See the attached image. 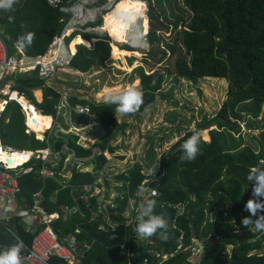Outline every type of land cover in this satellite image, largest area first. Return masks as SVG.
Wrapping results in <instances>:
<instances>
[{
	"label": "trees",
	"instance_id": "16d2710c",
	"mask_svg": "<svg viewBox=\"0 0 264 264\" xmlns=\"http://www.w3.org/2000/svg\"><path fill=\"white\" fill-rule=\"evenodd\" d=\"M146 1L148 21L144 12L138 14V6H145L141 2L137 7L124 3L115 15L119 18L126 16V21L116 27L115 41L126 42L132 20L142 17V29H148L147 39L156 44L155 52L160 54L159 57L155 53L146 54L148 57L144 62L149 64L148 58L151 57L154 61L151 65L158 64L150 71H146L143 65L132 69L144 92V103L136 113L128 116L140 114L154 102L171 76L191 82L204 78L228 79L227 98L216 115L204 118L195 128L204 131L215 127L209 131L210 140L202 141L201 154L195 160L184 161L180 159L183 155L181 145L193 130L186 132L160 156V170L154 177L143 173L140 162L128 166L126 175L120 172L115 180L113 177L112 191L118 192L114 199L109 200L114 204L113 208L106 201L108 193L102 200L96 195L86 203L79 199L80 188L83 185L100 186L98 181L107 162L104 153L115 151L116 147H112L111 142L126 128L125 123L117 122L114 106L110 108L103 102H91L76 96L68 98L70 108L89 106L90 115L99 120L103 130L100 139L87 147L79 144L78 136L72 133L58 132L54 135L46 131L42 139L35 135L31 137L20 99H17L21 103L19 105L17 100H9L10 95H0L2 144L19 150L50 148L60 151L61 156L57 161L45 164L53 171L52 176L47 177L39 172L43 162L40 158L29 155L30 159L25 161L24 166H30L31 170L18 177V203L24 204V198L31 203V210L33 195L40 192L41 201L37 207L40 213L31 231L25 230L19 218L13 219L8 227L0 224V248L12 245L17 237L29 246L34 235L46 227L38 222L40 215L57 213L59 218L50 221L48 226L58 238L73 235L79 242L92 244L79 264H264V231L245 228L241 224V219L249 215L244 210L252 192V184L247 180L249 169L264 161V148L257 152L250 146L242 147L243 138L239 134V123L245 122L244 117L251 115L256 118L264 109V0H182L183 6L191 13L188 22L182 11L175 20L169 19L164 10V4L169 0ZM67 2L62 0L63 5ZM9 17L13 18L11 22ZM67 17L59 7H50L47 0H19L14 10L0 9V37L6 46L11 47L9 54L21 50L27 57L43 56L60 34L63 20ZM170 27L172 35H168L171 39L168 41L164 32ZM25 30L35 33L31 46L15 47L17 37ZM85 37L87 40L77 36L69 44L72 54L75 53V45L79 44L68 65L76 72H88L94 66H102L110 56L108 41L100 40L87 47L91 45L88 41L90 36ZM125 45L127 47L121 48L112 44L114 59L125 61V56L131 52L138 54L130 51L135 50L130 45ZM173 55V70L169 65L162 67L161 61ZM8 83H11L10 93H18L33 107V112H30L22 104L29 128L35 132L49 129L48 116L56 117L62 94L48 86L40 78L38 70L5 78L0 81V90ZM36 91L42 92L41 103L34 95ZM90 115H78L71 110L70 120L77 125H88ZM248 129L252 127L248 125ZM64 146L70 150H64ZM94 150L102 153L93 156ZM72 152L76 157L88 159L87 164L93 168L82 169L75 163L65 166V157ZM67 170L70 175H65ZM146 179L148 195L157 201L156 212H163L168 219L167 240L158 236L138 239L136 221L129 224L128 213L134 217L141 203L135 194L137 186ZM104 182L109 188V181L104 179ZM151 190L156 192L154 197L150 195ZM61 206L70 209L68 217L63 218ZM92 213L97 216L94 221L90 220ZM194 240L200 241L205 249L199 263L191 260ZM228 246H233L232 253L228 252ZM51 262L66 264L57 258Z\"/></svg>",
	"mask_w": 264,
	"mask_h": 264
},
{
	"label": "rangeland",
	"instance_id": "374dc122",
	"mask_svg": "<svg viewBox=\"0 0 264 264\" xmlns=\"http://www.w3.org/2000/svg\"><path fill=\"white\" fill-rule=\"evenodd\" d=\"M136 1L144 3L146 6L144 14L146 16L148 9L147 1ZM164 10L170 20H175L176 16L179 15L181 11L184 12L183 17L186 22H188L191 17L188 8L183 6L182 0H169V3L164 4ZM114 19L119 20L112 27V37L114 36L116 27L126 21V16L119 18L117 15ZM169 29L170 30L163 32L166 36V40L168 39V41H171V39H169V36L172 35L171 27ZM178 30L179 28H177V31ZM121 32L123 33V31ZM144 38L141 18L138 17L137 22L132 23L128 30L127 43L115 42L114 40L109 42L110 56L104 65L94 66L88 72H76L66 66L56 72L57 76L60 75L66 80L65 83L58 84L54 80L46 83H49L50 87L59 90L62 94L68 95L67 97H69V95H85L87 100L91 102L102 103L103 89L105 88L117 90L122 89L129 84H136L139 86V80L137 79L136 73L132 71L135 66L143 65L146 71H150V69L158 65H151L154 64L153 58L151 57L148 58L149 64L144 62V58L148 57L146 55L147 53H152V55L154 53L156 54V44L150 43L148 39L144 40ZM68 41L69 39H67V42ZM95 42V40L92 41L91 45ZM130 42L139 45V48L130 50L136 51L138 54L131 52L129 55L125 56V61L122 59H114L112 57L113 46H120L121 48L127 47L125 44L130 45ZM76 47L78 48V45ZM180 52L181 50L177 51L174 55L176 56ZM174 55L168 59H163L161 61V66L164 67L169 65L173 70ZM156 56L159 57L160 54L158 53ZM132 57L133 59L130 61ZM228 85V79L204 78L197 82H191L171 76L167 78L166 83L163 86L161 92L162 96L157 95L154 102L147 105L143 112L133 116L122 115L118 118L116 117L118 123L126 124V128L123 133L117 134L114 141L111 142V146L116 147L115 151L113 153L106 151L104 154L107 162L103 166L98 181L100 186L96 187L99 199H104L108 193L106 201L109 203V200L111 201V199L118 195V192L112 191V186L115 183V176L120 172L126 175L125 169H127L128 166H131L134 162H140L143 164L144 174L152 177L157 175L160 170L158 163L160 156L167 152L182 135L188 131L194 130L197 124L204 118H211L216 115L217 111L227 98ZM10 86L11 83H8L3 90H0V95H10ZM10 97V101L14 100L11 95ZM39 98H41L40 95ZM2 99H6V97H2ZM36 99L38 98L36 97ZM17 102L19 105L21 104L20 101ZM20 106L25 113V118L28 120L24 107L22 105ZM90 117L88 125H77L70 120V114L68 112H64L62 109L60 111L59 109L58 116L54 118L53 126H51L47 132H53L56 134L55 132L57 130L62 133L75 134L78 136L79 144L90 147L98 141L103 134L99 120L94 115H90ZM244 120L245 122L239 123V134L243 138L242 147L250 146L257 152H260L264 148V109L256 118L249 115L245 116ZM248 125H250L252 129H248ZM214 128L215 127H210L209 129L202 131L203 136H205L204 138H206L203 139L204 141L210 140L209 131ZM204 132H206L205 135ZM237 135L238 134L236 133L235 136ZM44 136L46 135L43 132L42 136H37L35 133L36 138L42 139ZM12 148L16 150L20 149L18 147ZM71 157L72 154L65 157V166L67 163H69V166L75 163L76 166H79L82 169L93 168V165L87 164L88 159L81 158L76 161ZM48 161H53V158L50 157ZM65 175H70V172L67 170ZM104 179L109 181V188L106 187ZM17 204L19 203L17 202ZM139 210L140 208L135 210L134 217L128 213L129 224H133L136 221V215ZM248 228L256 230L254 225H249ZM193 243L194 253L191 260L195 263H199L205 253V249L200 241L194 240ZM227 250L229 253H232L233 246H228Z\"/></svg>",
	"mask_w": 264,
	"mask_h": 264
},
{
	"label": "built area",
	"instance_id": "2783aa9c",
	"mask_svg": "<svg viewBox=\"0 0 264 264\" xmlns=\"http://www.w3.org/2000/svg\"><path fill=\"white\" fill-rule=\"evenodd\" d=\"M121 1L122 0H68L67 5H63L62 0H47V4L50 7H59L62 13L68 15V17L63 20L64 24L60 34L54 38L45 55L33 58L28 57V59L24 58V56L19 53L9 54L8 47L0 37V81L12 75H19V73L25 75V72H21V70L30 67H35V70L39 72L40 78L46 82L55 80L57 77L56 72L66 66L68 67L72 56L77 51L76 46L79 44L75 45L74 54L69 50V44L75 37L79 36L87 40L85 35H88L90 36V40H88L90 42L94 40L96 42L100 40H106L108 42L113 41L109 31L104 27L105 16ZM142 32L145 36L144 40H147L146 35L148 29L146 31L142 29ZM67 39H69L68 42ZM129 44L132 48H139V45L132 42ZM59 109L60 107L58 106L56 117L58 116ZM72 110L78 115H89L91 112L90 107L87 105H76ZM26 125L28 127L27 132H31L27 123ZM47 129L48 128H46L44 132L47 131ZM63 148L64 150H70L67 146ZM2 150L6 152V157L0 156V223L8 227L11 220L18 217L25 227V230L31 231V226L36 216L40 213L37 207L41 201V194L37 192L33 195L31 210H27L26 207L25 210L24 206L22 210L17 208V200L20 192L18 177L22 173L29 172L31 167H25V163L16 166L12 165L7 157L13 155L18 150L3 145L0 138V152ZM42 151L43 149L35 150L30 157L40 158L43 161L39 171L41 176H52L53 171L45 164L50 163L48 161L50 157L53 158V161H57L61 157L60 151H52L50 148L44 149L45 152ZM101 153L100 150H94L93 156ZM71 154L74 160L77 161L81 159V157H76L73 152ZM61 187L64 188L65 185ZM96 187L98 186L83 185L80 188L81 194L79 195V199L89 203V199L97 195ZM152 192L155 191L151 190L150 195ZM108 204L110 208L114 207L112 202ZM60 210L64 215L63 218L68 217L71 213L70 209L66 206H61ZM139 213L140 210L137 215ZM96 217V214L92 213L90 220L94 221ZM58 218L59 215L57 213L40 215L38 222L45 224L46 227L34 235L29 246L25 245L21 253L22 264H52L51 260L53 258H57L66 264H79L83 254L89 251L92 244L86 241L79 242L73 235L58 238L53 229L48 226L50 221ZM76 232H78V230ZM137 238L141 239L138 235ZM121 248L124 249V245H122Z\"/></svg>",
	"mask_w": 264,
	"mask_h": 264
},
{
	"label": "clouds",
	"instance_id": "9594fccd",
	"mask_svg": "<svg viewBox=\"0 0 264 264\" xmlns=\"http://www.w3.org/2000/svg\"><path fill=\"white\" fill-rule=\"evenodd\" d=\"M19 0H0V9L14 10V6ZM12 17H9L10 22ZM24 27V26H22ZM35 39V33L25 30L17 37L15 47H30ZM102 102L110 108L114 106L116 117L136 113L144 103V92L136 84H129L122 89H103ZM204 139L201 130H193L192 134L181 145L183 155L180 157L184 161H193L201 154V143ZM247 180L252 184L251 198L247 200L244 210L249 213L241 219V224L248 228L255 226L257 231H264V161L249 169ZM149 189L145 182L137 186L136 196L141 200L140 213L136 217L135 232L141 239H150L158 236L161 240L168 239L169 222L163 212H156L157 201L149 195ZM155 192L151 193L154 197ZM256 217V219H253ZM25 248L24 242L16 238V242L10 246L0 248V264H22V251Z\"/></svg>",
	"mask_w": 264,
	"mask_h": 264
},
{
	"label": "bare ground",
	"instance_id": "6f19581e",
	"mask_svg": "<svg viewBox=\"0 0 264 264\" xmlns=\"http://www.w3.org/2000/svg\"><path fill=\"white\" fill-rule=\"evenodd\" d=\"M129 1V3H131L132 5H134L135 7H137L138 5V3H139V1H136V0H122L121 2H119L115 7H114V9L110 12V13H108L106 16H105V24H104V27H105V29L107 30V31H109V33H110V35H111V37H112V34H111V30H112V27L117 23V21L119 20V19H114V17H116L115 15H116V13H117V11H118V9L124 4V3H127ZM138 11H139V15L140 14H142L145 10H146V6H138V9H137ZM139 18H141V22H143V18L142 17H139ZM137 20H138V17L137 18H135V19H133L132 20V22L133 23H135V22H137ZM114 29V28H113ZM112 39H113V37H112ZM114 40V39H113ZM115 41V40H114ZM116 42V41H115ZM117 42H120V41H117ZM69 50H70V48H69ZM70 52H71V50H70ZM35 67H30V68H25V69H22L21 70V72H25V73H32L33 71H35ZM9 93V92H8ZM10 95L13 97V99L14 100H17L18 98L20 99V101H21V103L26 107V108H28L29 109V111L30 112H33V107H32V105H31V103H29L25 98H23V97H19L18 96V94H12V93H10ZM18 99V100H19ZM17 100V101H18ZM21 104V105H22ZM22 105V106H23ZM23 106V107H24ZM49 117V124H51L52 123V118L50 117V116H48ZM34 122H35V125H38V123H37V121H36V119H34L33 120ZM35 132V131H34ZM36 134H42V132H35ZM30 153L31 152H24V151H17V152H15L13 155H11L12 156V158H13V163H12V165H14V166H16V165H20V164H24L25 163V161H27L28 159H29V155H30ZM0 156L1 157H6V152H4V150H2L1 152H0Z\"/></svg>",
	"mask_w": 264,
	"mask_h": 264
},
{
	"label": "crops",
	"instance_id": "0c3cea01",
	"mask_svg": "<svg viewBox=\"0 0 264 264\" xmlns=\"http://www.w3.org/2000/svg\"><path fill=\"white\" fill-rule=\"evenodd\" d=\"M19 53H20V55H23L24 56V58H26V59H28V57L27 56H25V54L21 51V50H19ZM56 80L57 81H60V82H62V83H65L66 82V80L62 77V76H60V75H58L57 77H56ZM48 86H49V83H46ZM63 88V87H62ZM54 90H56V89H54ZM58 93L60 92L59 90H56ZM61 93V92H60ZM14 94H18V93H14ZM62 94V93H61ZM19 95V94H18ZM34 95L38 98L37 99V102L38 103H41V99H42V92L41 91H36V92H34ZM39 95L41 96V98H39ZM9 96V95H8ZM68 95H66V94H62V98H61V101H60V105H59V107H60V111H61V109L64 111V112H68L69 114H70V112H71V108H70V106H69V103H68V98L70 97V96H76V97H78L79 99H87V97L85 96V95H69V97H67ZM1 115V114H0ZM27 120V119H26ZM53 124H54V118L52 117V123H51V126H53ZM51 128V127H50ZM49 128V129H50ZM48 130V129H47ZM51 132V131H50ZM58 132H60V131H57L56 130V134H54L53 132V134L54 135H57L58 134ZM43 133H46V131L45 132H43ZM45 137V136H44ZM7 146V145H6ZM10 147V146H9ZM12 148V147H11ZM16 150V149H15ZM18 151H28V152H31L30 153V156H31V154H33L34 153V151H31V150H18ZM42 152H45L44 151V149H43V151ZM98 186V185H97ZM97 193H98V190H97ZM19 199V198H18ZM17 202H18V200H17ZM24 202V204H17V208L19 209L20 208V210H22V207L24 206V209H25V207H26V209L28 210V209H30V207H31V205H30V202H29V206H27V204H26V200H24L23 201ZM25 209V210H26ZM16 218H18V217H16ZM15 219V218H14ZM13 220V219H12ZM11 220V221H12ZM19 221H20V219H19ZM20 223H21V221H20ZM1 224V223H0ZM22 224V223H21ZM3 225V224H2ZM23 225V224H22ZM4 226V225H3ZM24 227V226H23ZM25 228V227H24Z\"/></svg>",
	"mask_w": 264,
	"mask_h": 264
},
{
	"label": "water",
	"instance_id": "95a60500",
	"mask_svg": "<svg viewBox=\"0 0 264 264\" xmlns=\"http://www.w3.org/2000/svg\"><path fill=\"white\" fill-rule=\"evenodd\" d=\"M92 45H90V47H91ZM8 47V49H11V47L10 46H7ZM12 94H14V93H12ZM19 96V95H18ZM10 97V96H9ZM20 97V96H19ZM24 98V97H23ZM10 99H11V97H10ZM18 103V102H17ZM51 118H52V116H50ZM30 134H31V137L33 136V135H35V132H34V130H31V132H30ZM7 159H8V161L10 162V163H13V158L11 157V156H9V157H7ZM148 180H145V181H143V182H147ZM25 199L23 198L22 199V201H24ZM26 204H27V206H29V201H26Z\"/></svg>",
	"mask_w": 264,
	"mask_h": 264
}]
</instances>
